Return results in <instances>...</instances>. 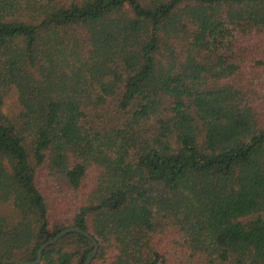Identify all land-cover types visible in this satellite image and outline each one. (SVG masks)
Wrapping results in <instances>:
<instances>
[{
    "label": "trees",
    "instance_id": "trees-1",
    "mask_svg": "<svg viewBox=\"0 0 264 264\" xmlns=\"http://www.w3.org/2000/svg\"><path fill=\"white\" fill-rule=\"evenodd\" d=\"M263 76L264 0H0V264H264Z\"/></svg>",
    "mask_w": 264,
    "mask_h": 264
},
{
    "label": "water",
    "instance_id": "water-1",
    "mask_svg": "<svg viewBox=\"0 0 264 264\" xmlns=\"http://www.w3.org/2000/svg\"><path fill=\"white\" fill-rule=\"evenodd\" d=\"M79 233L84 235L85 237H87L88 239H90L91 243H92V251L90 252V254H88V256L85 259L84 264H90L91 260L95 257L97 250H98V244L97 242L87 233L76 229V228H69L66 230L61 231L60 233H58L54 238L48 240L47 242H45L44 244H42L39 248L38 254H37V259L32 262V263H17V264H39L41 261V254L42 252L50 245L54 244L55 242H57L60 238H62L63 236H65L68 233Z\"/></svg>",
    "mask_w": 264,
    "mask_h": 264
},
{
    "label": "rangeland",
    "instance_id": "rangeland-1",
    "mask_svg": "<svg viewBox=\"0 0 264 264\" xmlns=\"http://www.w3.org/2000/svg\"><path fill=\"white\" fill-rule=\"evenodd\" d=\"M263 77H264V76H263ZM263 77H262V78H263Z\"/></svg>",
    "mask_w": 264,
    "mask_h": 264
}]
</instances>
